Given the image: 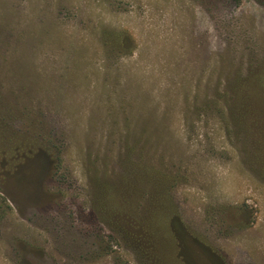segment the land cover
I'll list each match as a JSON object with an SVG mask.
<instances>
[{"label": "rangeland", "instance_id": "1", "mask_svg": "<svg viewBox=\"0 0 264 264\" xmlns=\"http://www.w3.org/2000/svg\"><path fill=\"white\" fill-rule=\"evenodd\" d=\"M0 264H264V0H0Z\"/></svg>", "mask_w": 264, "mask_h": 264}, {"label": "trees", "instance_id": "2", "mask_svg": "<svg viewBox=\"0 0 264 264\" xmlns=\"http://www.w3.org/2000/svg\"><path fill=\"white\" fill-rule=\"evenodd\" d=\"M242 101H243V99L241 100V102H240V104L239 105H241L242 104ZM232 104V103H231ZM231 104H228V102L227 101H225V104H224V109H229V106H231ZM227 105H228V107H227ZM244 112L245 111H240V116L242 117L243 115H244ZM241 117H239V119H238V121L240 122L241 121Z\"/></svg>", "mask_w": 264, "mask_h": 264}]
</instances>
